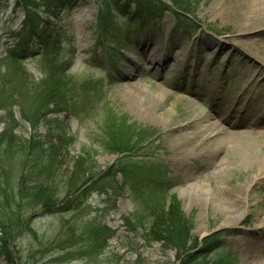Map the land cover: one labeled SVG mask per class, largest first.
I'll return each instance as SVG.
<instances>
[{
	"label": "rangeland",
	"instance_id": "obj_1",
	"mask_svg": "<svg viewBox=\"0 0 264 264\" xmlns=\"http://www.w3.org/2000/svg\"><path fill=\"white\" fill-rule=\"evenodd\" d=\"M104 1L73 0L59 13L53 29L68 44L58 57L59 70H50L39 56L21 63L7 56L24 44V8L0 0V223L10 228L32 221V234L18 228L11 263L0 258V264H181L182 253L151 236L157 215L172 200L192 222L188 255L218 236L201 260L264 264V132L220 123L213 114L209 120L211 107L203 105L217 99L203 97L209 84L220 98L238 102L234 93L249 87L250 100L261 105L252 103L248 111H264V15L247 25L253 0H191L192 29L176 31L174 16L162 14L138 30L136 22L104 9ZM27 3L38 11V0ZM104 17L114 21L116 32L96 37L92 26ZM149 59L167 67H150ZM177 74L197 82L178 80ZM124 75L129 79L120 82ZM231 82L235 92L229 96L223 90ZM181 85L199 94L183 96L176 91ZM46 86L56 103L49 115L46 100H37ZM9 133L19 140L10 141ZM64 134L67 145L58 141ZM49 141L63 158L51 162L35 151L47 150ZM245 142L251 147L242 157L236 144ZM140 144L144 149L132 152ZM118 147L132 153H113ZM86 153L97 168L91 183L76 192L88 174H75V184L73 166ZM37 160L42 172L32 176L22 164ZM34 181L55 205L62 207L67 198L69 210L58 212L54 205L44 213L21 200V185ZM231 200V209L222 204Z\"/></svg>",
	"mask_w": 264,
	"mask_h": 264
},
{
	"label": "trees",
	"instance_id": "obj_2",
	"mask_svg": "<svg viewBox=\"0 0 264 264\" xmlns=\"http://www.w3.org/2000/svg\"><path fill=\"white\" fill-rule=\"evenodd\" d=\"M170 2V5H166L162 1L158 0H105L103 5L104 9H110V12L117 15L119 18H124L125 20H130L134 16L142 15L144 18H154L158 20L162 14L168 12L175 18V24L179 28H193L194 22L191 20L192 17L191 10L193 5L191 4V0H167ZM38 11L29 9V4L27 0H15V7L24 8V15L21 21V30L20 35L24 44L19 48L18 51H15V48L10 49L7 52V56L14 59L15 61L21 63L29 56H39L40 58H44L46 63H49L50 70L58 67V57L62 54V46L67 43V41L63 38V35L53 29V24L56 21L59 13L64 11L66 8L72 7L73 0H38ZM192 5V6H191ZM41 9V11H40ZM190 16V17H189ZM108 18V19H107ZM113 20L109 17H104L102 21L96 22L92 26V34L96 35L98 32H107L113 36L116 32L117 26L113 25ZM68 44V43H67ZM117 44V43H115ZM114 49L116 50L117 45ZM50 47V48H49ZM50 50V52H49ZM15 51V52H13ZM52 66V68H51ZM46 76V75H45ZM42 91V90H41ZM41 97V101L46 100V108H51V112L48 110L45 115H49L54 113V109L56 107V103L54 100V92L53 89H49L46 86V90L43 89V93H39L37 96V100ZM46 96V98H45ZM48 96V99H47ZM51 106V107H50ZM33 120V119H31ZM29 122V121H28ZM10 141L19 140L16 136H13L9 133ZM62 140L66 145L70 142V139L67 138V135L64 134L59 138L58 141ZM139 142V141H138ZM41 143V142H35ZM34 142H27L28 146L35 144ZM47 144V150L40 149V146H35V151L42 154L46 158H48L51 162H54L56 158L61 155L58 154L57 150L60 148H56L52 146V141L44 142ZM134 145V144H133ZM131 145V147L133 146ZM145 145H135V149L132 150L134 152L137 148L142 151ZM43 147V146H42ZM26 148H24L25 150ZM131 150V149H130ZM130 150L126 151L123 148H119L117 150H112L113 153L130 155L132 152ZM51 151V153H49ZM130 153V154H128ZM62 157V156H61ZM63 158V157H62ZM62 160V159H61ZM39 161L27 166V163H23L22 165L28 168L29 173L32 176H36L42 172L41 164ZM60 165L63 163L60 162ZM23 167V168H24ZM74 173H72V178H74L75 184L79 181V176L75 175L81 172L83 175L88 174V178L86 180H81L79 183L80 187L76 190V192L86 185L91 183L93 179L92 172L97 168L96 162L93 159V156L89 154H83V157L80 159H76L74 164ZM136 169V168H133ZM117 173H121L119 170ZM81 174V175H82ZM100 175V173L98 172ZM124 177V176H123ZM38 181L34 182H24L21 185L19 191V198L21 200H30L33 204V207H37L39 210L44 211L52 210L51 208L55 205L54 201L51 198L47 197L45 194L44 188L37 184ZM75 192V194H76ZM68 197L74 195L72 193H68ZM70 201L67 198L60 203L62 207L55 205L53 210L58 212H66L68 211V205ZM47 213V212H46ZM54 212H49V214H53ZM160 214L157 215L155 223L153 225V229L151 231V236L157 242H165L168 247L167 249L174 248L175 252H180L182 254H178V256L184 255V260H182L181 264H212L211 261L201 260L205 259L206 255H208L213 249L214 245L218 241V236H210L207 239L203 240L201 244V248L197 254L188 255V252L192 248H186V243L188 238L190 239V231H192V222L189 219H186L180 212V205L177 201L172 200L168 206V209H162ZM31 220L25 223H19L18 226L13 225L10 228L3 227L0 223V258H4L7 263H11V259L13 257L12 248L15 246L14 240L16 237H19V234L22 232L19 229H23L25 226V231L31 233L29 225H31ZM19 228V229H18ZM183 239V244L180 246L179 243ZM191 240V239H190ZM188 240V242L190 241ZM182 249L184 251L182 252ZM179 258V257H178ZM199 259V262H197ZM215 264H230L227 259H224Z\"/></svg>",
	"mask_w": 264,
	"mask_h": 264
},
{
	"label": "bare ground",
	"instance_id": "obj_3",
	"mask_svg": "<svg viewBox=\"0 0 264 264\" xmlns=\"http://www.w3.org/2000/svg\"><path fill=\"white\" fill-rule=\"evenodd\" d=\"M261 15H264V0H253L252 2H250V3H248V5H247V10H246V13H245V22H246V24L247 25H249V23H250V21H252V20H259V16H261ZM257 18V19H256ZM152 61H154V60H152ZM122 77V80L120 81V82H124V81H127L128 79H129V76H128V78H127V76L126 75H124V76H121ZM135 91H137V90H135ZM138 92L139 91H137L136 93H134L133 94V96L134 97H132L133 99H130V102H134L137 98H136V96H137V94H138ZM136 95V96H135ZM132 96V95H131ZM151 102H149L148 103V105H149V107L152 105V103H153V100H150ZM147 111V113L150 111V110H146ZM215 112H217V113H219V117L217 118V120H218V122H220V123H226L227 121L225 120V117H226V115L228 114V110H227V108H226V106L225 107H215V110H214ZM213 114V113H212ZM212 114L210 115H208V116H206L209 120H213V118H212ZM201 120H205L204 122H207V120L206 119H204V118H199V119H197L196 121L197 122H199V121H201ZM209 127H212L211 125H209ZM208 127V128H209ZM221 129V128H220ZM215 130V129H214ZM216 130H218V128L216 129ZM207 132V131H206ZM210 135V134H209ZM259 138H264V134L263 135H261V136H259ZM225 141V140H224ZM251 144H254V143H251ZM222 147V146H221ZM236 149H237V151H239L240 153H242V157H244L243 155H246L245 153L247 152V150H248V148H250L251 146H250V144H249V142H248V144H246V142H245V144H241V143H237L236 144ZM236 149L234 150V151H236ZM246 157V156H245ZM260 165H263V162L262 163H260ZM199 198V197H198ZM234 198V197H233ZM232 201V200H231ZM228 201V202H223L222 204L226 207V208H229V209H231L233 206H234V201ZM229 225V224H228ZM233 226V225H232Z\"/></svg>",
	"mask_w": 264,
	"mask_h": 264
}]
</instances>
